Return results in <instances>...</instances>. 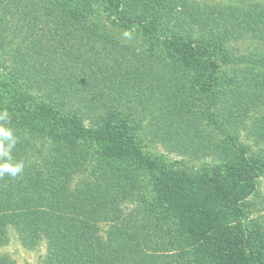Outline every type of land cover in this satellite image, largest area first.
I'll return each instance as SVG.
<instances>
[{"label": "rangeland", "instance_id": "374dc122", "mask_svg": "<svg viewBox=\"0 0 264 264\" xmlns=\"http://www.w3.org/2000/svg\"><path fill=\"white\" fill-rule=\"evenodd\" d=\"M161 4L167 7L161 8L156 0H97L83 16L93 32L83 38L71 36L74 31L62 36L64 47L76 45L116 59L123 72L117 83L103 82L110 90L106 94L95 89L99 78L88 69L73 77L66 69L58 70L45 84L44 96L39 77L28 81L20 69L14 74L13 63L0 69V93L5 98L26 99L36 110L45 105L46 97V110H51L41 116L24 112L29 124L23 129L10 123V115L7 122L0 121L18 138L10 162L24 164L16 178L0 177V211L15 220L3 229L0 264H223L221 254L208 258L198 246L188 247L193 241L184 240L182 221L171 212L182 195L204 194L203 189L220 194L213 206L217 236L228 243L230 231L245 232V237L236 236L237 241L248 252L261 253L258 259L247 257L245 264H264V71L252 58L221 65L204 56H190L189 43L178 46L183 51L179 54L151 40L157 27L161 38L178 35L196 47L206 43L219 47L212 43L215 36L205 34L208 27L213 31L215 22L227 20L229 13L264 8V0H164ZM118 6L125 15H118ZM169 8L180 18L169 19ZM118 19L148 21L153 27L123 29ZM224 32L228 39L224 48L232 53L264 50L260 33L257 37L250 30L233 37ZM112 106L125 115L135 114L128 131L136 135L139 150L151 162L144 172L138 156V174L122 185L108 175L109 165L116 162L113 144L97 142L94 133L109 121ZM74 117L81 127L73 126ZM222 183L232 184V190L240 193L229 196L225 206L220 202ZM168 196L171 216L159 230L162 223L155 214L162 203L167 207ZM81 206L90 217L82 221L85 229L75 222ZM141 209L147 213L144 219ZM54 216L64 222L63 233L48 238L37 225H46ZM184 247L186 257L172 259Z\"/></svg>", "mask_w": 264, "mask_h": 264}, {"label": "trees", "instance_id": "16d2710c", "mask_svg": "<svg viewBox=\"0 0 264 264\" xmlns=\"http://www.w3.org/2000/svg\"><path fill=\"white\" fill-rule=\"evenodd\" d=\"M156 1L161 8L167 7L166 3L161 4L164 0ZM96 2L97 0H0V69L7 68V64L13 63L14 74H17L20 69L22 70V76L28 81L39 77L40 79L37 82L39 83V88L43 89V96L46 90L45 84L48 82L49 77H55L58 70L66 69L71 73L68 76L73 77L79 74L80 69H88V72L92 73L94 78H99L97 80L99 83L95 89H100L104 94L108 93L110 90L103 82L117 83L119 76L123 72L117 66L119 64L115 61L116 59H112L110 55H101L98 51L92 53L91 51L76 47V45H66L65 47L63 45V37L67 32L74 31V34H71V36L75 38H83L88 31L93 32L94 28L90 24L86 25L84 23L83 16L89 13L90 8ZM167 11H169V19L172 21L180 18L179 14L173 9L169 8ZM116 12L120 16L125 15L119 12V6L116 7ZM244 13H229L227 20L219 19V22H215L217 30L214 29L215 31H212L211 27H208V31L206 33L203 32L215 36V41L212 43L219 45V47L211 46L209 43L200 44L196 47L194 43L186 41L178 37V35L161 38L160 36L162 35L156 32L157 27H154L151 40L156 45L162 43L171 48L173 52L177 51L178 53L182 51L178 46L184 47L185 44L189 43L191 52L188 54L190 56L194 54L204 56L203 58H210L216 64L221 65L232 64V61H237V64L245 63L252 58L251 60L255 61L254 64L262 72L264 71V50L246 53L248 55H245L243 53H232L224 48V43L228 40L225 38L226 32L224 31H227L229 35L232 33L231 36L233 37H241L250 30L254 31L257 37H259L258 33L264 36V8L259 6L257 9L255 8L250 12L244 11ZM119 20L121 19L117 21L119 22ZM121 21L118 26L123 29L131 28L132 30L135 26L145 27L146 25L153 27L151 22L148 21L129 23L127 21L124 22L123 19ZM72 42L74 43L75 41ZM203 46L208 51L203 49ZM194 47L199 50L197 53H195ZM181 59L184 60V56ZM102 62H104L103 65ZM24 69L30 71V73L25 74ZM127 81L129 85L132 84L133 87H136L130 79H127ZM263 82L264 77L261 80V85ZM258 84H254L253 87H257ZM26 97L28 96L26 95ZM48 100L45 97L43 103L45 105L41 104L35 110L33 106L27 105L26 99L25 102H21L19 99L11 102L0 93V112L7 111L10 115V123L14 124L16 128L23 129V127L29 124L28 119L24 116L26 114L24 112L30 111L33 113L35 111L40 116L49 111L51 112L50 109L49 111L46 110ZM134 115H125L118 107L112 106L108 111L110 122H102L101 126L97 127V130L94 131L97 142L105 143L110 140L113 144L111 151H113V157H115L116 162L114 165H109L108 175L110 177L114 176L117 179L115 183L121 185L123 181L127 183L130 177H136L138 174L139 171L136 168L138 156H141L140 165L142 164L144 172H147L151 165L149 159L144 157L141 150H139L136 135L128 131L132 123H135ZM71 123L75 127L82 126L81 121L76 117L72 119ZM33 125L36 127L38 123L34 122ZM81 132L86 133L84 128H82ZM105 137L107 138L105 139ZM257 169L259 170L258 167ZM222 185V193L224 194L220 202L225 206L224 201L228 200L229 196H238L240 193L232 190V184L222 183ZM165 186L167 187V185ZM233 186L235 188L238 187L237 185ZM212 190L215 191V188H212ZM203 192L205 193L192 192L193 195L189 197L182 195L178 201L179 203L172 205L171 212H176L178 218L182 221L180 225L183 228L184 240L193 241L188 247L195 248L198 246L202 254L208 258L221 254L225 258L223 264H245L247 257H256L258 259L261 255L258 249L248 252L246 246L237 241L241 236L245 237V232L230 231L229 237L232 235V239L228 243L227 238L217 236L218 232H216L214 227L215 221L212 224V221L217 219V213L214 212L213 206L219 202L220 194H217V191V193H212V191L206 193L204 189ZM171 204V199L168 196L167 207L165 203H162L160 210L157 209L158 213L155 214V217L159 223H162L159 230L164 229L163 223L168 221L171 216V213H169L171 210L169 206ZM38 209H44V207H38ZM86 210L81 206L75 214L77 219L75 222H78V226L83 229L86 228V224L82 221H86L85 217H89V214H85ZM20 211L24 210L13 212ZM57 213L61 214L60 212ZM96 213L99 214V210H96ZM140 214L143 216V219L147 216L144 209L139 211ZM6 215H8L7 211H0V240L2 234L5 233L3 229L5 230L6 225L10 222H15L14 219H8L9 217ZM56 218L58 217H52V220L46 223V225H37L41 226L40 233L48 238H52V235L57 232L62 235L63 231L61 228L64 222ZM241 229H244L242 225ZM201 242H205V246H199L198 244H201ZM184 250L185 247L179 250V254L174 255L172 259L186 257L185 254H182Z\"/></svg>", "mask_w": 264, "mask_h": 264}, {"label": "clouds", "instance_id": "9594fccd", "mask_svg": "<svg viewBox=\"0 0 264 264\" xmlns=\"http://www.w3.org/2000/svg\"><path fill=\"white\" fill-rule=\"evenodd\" d=\"M9 114L7 111L0 113V121L7 122ZM18 142V138L14 135L11 128L0 124V158L6 162L0 163V177L5 175L16 178L23 172L24 164L22 162L12 163L11 152Z\"/></svg>", "mask_w": 264, "mask_h": 264}]
</instances>
